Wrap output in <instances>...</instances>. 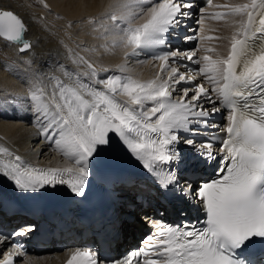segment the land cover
<instances>
[{
	"label": "snow or ice",
	"instance_id": "6c2138e0",
	"mask_svg": "<svg viewBox=\"0 0 264 264\" xmlns=\"http://www.w3.org/2000/svg\"><path fill=\"white\" fill-rule=\"evenodd\" d=\"M113 7L101 20L104 32L113 37L111 47L130 50L126 58L149 54L160 62V73L149 81L115 74L94 79L93 64L81 58L88 71L80 74L65 69L71 83L57 81L50 91L45 86L28 97L41 134L71 158L74 166L44 171L5 163L2 175L21 192L67 185L72 193L83 196L91 176L90 163L111 151L115 138L158 188L191 200L204 214L197 221L200 227L194 223L165 228L152 221L158 234L146 237V247L131 253L132 257L143 254L138 264H253V250L264 245V0L217 5L226 11L213 14V19L241 18L229 53L226 58L206 54L196 60L193 57L199 49L181 51L169 43L184 18L193 15L192 0H120ZM89 23L95 28V21ZM27 31L18 15L0 10V37L18 45L21 53L32 47L25 40ZM185 59L202 65L195 74L209 87L193 83L180 70L187 67L182 63ZM178 91L183 95L176 102L173 94ZM213 93L228 111V123L221 129L225 135L213 134L197 142L194 133L198 129L193 125L216 127L209 121L210 115L220 111ZM118 96L126 99L121 102ZM205 101L213 107L205 108ZM213 140H219L216 151ZM182 144L189 146L190 164ZM0 153L12 155L6 148H0ZM14 159L21 160L19 156ZM214 161V178H189L199 166H211ZM34 230L33 225H26L14 235L25 236ZM9 239L4 236L0 242ZM6 248L0 250V264H16L13 257L21 255L19 248L13 246L5 254ZM67 264H132V260L77 249Z\"/></svg>",
	"mask_w": 264,
	"mask_h": 264
},
{
	"label": "bare ground",
	"instance_id": "6f19581e",
	"mask_svg": "<svg viewBox=\"0 0 264 264\" xmlns=\"http://www.w3.org/2000/svg\"><path fill=\"white\" fill-rule=\"evenodd\" d=\"M25 1L27 5H23L24 3L22 4L19 0H0V8L17 13L26 23L28 31L25 40L32 45L31 49L22 54L19 52L18 45L0 38L3 52H6L10 60L18 66V74L13 76L14 74L9 73L7 65L0 62V148H6L12 153L11 156L0 153V170L3 172L2 166L5 163H20L22 168L44 171L73 167L72 159L65 157L41 134V124L37 121L32 104L28 100L31 93L45 86L50 91L57 81L71 83L64 75L65 69L80 74L88 71L87 66L81 63V58L93 64L97 72V77L94 79H103L113 74L121 76L116 71L123 69L121 72H129L127 74L140 81L152 80L160 73L158 70L160 65L148 62L141 66L142 62L130 61L124 57L125 49L111 47L113 37L107 36L104 32V24H101V20L114 11L113 6L120 0H40L36 1L43 9L39 13L31 6L29 0ZM249 2L250 0H214L210 8L204 10L205 13L207 12V17H203L199 31L200 57L207 54L213 59L226 58L230 50L231 37L241 19L240 17H228L227 20L213 19V14L226 11L217 5H239ZM90 20L96 22L95 28L89 23ZM142 22L138 20L136 23ZM106 23L110 24V21ZM205 37H211V39H205ZM207 48H212L214 51L205 52ZM128 63H132V66ZM14 72H16L15 69ZM72 79L74 80L75 77ZM28 82L32 84L29 85ZM82 82H84L83 78ZM173 95L179 98L183 93L178 91ZM117 99L122 102L126 98L118 96ZM211 106L212 103L204 102L205 108L209 109ZM29 124L32 127L35 126V130ZM121 149H124L123 146L117 145L114 138L113 149L103 153L99 159L94 158L90 163L91 175L104 168L109 161L113 165L126 164L127 159L119 153ZM15 156H19L21 160L15 161ZM1 171L0 206L29 203L39 197L44 188L46 190L51 188L45 186L37 192H21L16 189L13 181L2 175ZM17 217L18 215L14 219ZM163 217L167 218V215L164 213ZM26 222L32 223L28 219ZM137 224L141 225L139 221ZM70 247L67 246L60 252L42 250L36 255L25 256L18 261V264L21 262L23 264H63L68 257ZM1 249H4V245L0 243Z\"/></svg>",
	"mask_w": 264,
	"mask_h": 264
},
{
	"label": "rangeland",
	"instance_id": "374dc122",
	"mask_svg": "<svg viewBox=\"0 0 264 264\" xmlns=\"http://www.w3.org/2000/svg\"><path fill=\"white\" fill-rule=\"evenodd\" d=\"M23 5H27V2L25 1L24 2V0H19ZM28 1V0H27ZM30 2V4H31V6L36 10V12H41L43 9H42V7H40L39 6V4L37 3V2H39L40 0H29ZM37 1V2H36ZM220 1V0H219ZM223 1V0H222ZM26 3V4H25ZM35 3V4H34ZM30 6V5H29ZM38 10V11H37ZM40 10V11H39ZM43 18H44V15H43ZM4 55H3V54ZM6 54V55H5ZM2 55V56H1ZM9 58V59H8ZM0 62H1V64L3 63V65H7V67H8V71H10L9 73L12 75V74H14L13 76H17V74H18V72H17V69H18V66L16 65V63L14 62V61H12V60H10V57L8 56V54L6 53V52H3V49H2V46H1V44H0ZM132 63H128V65H131ZM141 66L143 65V63L142 64H140ZM146 65H149V64H146ZM146 65H144V66H146ZM132 66V65H131ZM14 69H15V71L16 72H14ZM29 83V85H31L32 84V82L30 83V82H28ZM29 87H31V86H29ZM32 163V162H31ZM35 164V163H34ZM59 164H61V163H59ZM46 166H50V165H46ZM1 171V170H0ZM2 172V171H1ZM3 173V172H2Z\"/></svg>",
	"mask_w": 264,
	"mask_h": 264
},
{
	"label": "water",
	"instance_id": "95a60500",
	"mask_svg": "<svg viewBox=\"0 0 264 264\" xmlns=\"http://www.w3.org/2000/svg\"><path fill=\"white\" fill-rule=\"evenodd\" d=\"M0 10H4L3 8H0ZM11 11V10H10ZM13 12V11H12ZM14 14H16V15H18L17 13H15V12H13ZM19 16V15H18ZM1 39H3L2 37H0ZM4 40V39H3ZM6 41V40H5ZM8 42V41H7ZM9 43H11V42H9ZM12 44H14V43H12ZM16 45V44H15Z\"/></svg>",
	"mask_w": 264,
	"mask_h": 264
}]
</instances>
